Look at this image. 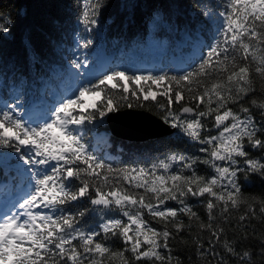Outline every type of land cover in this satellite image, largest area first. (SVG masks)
<instances>
[{
    "label": "snow or ice",
    "instance_id": "obj_1",
    "mask_svg": "<svg viewBox=\"0 0 264 264\" xmlns=\"http://www.w3.org/2000/svg\"><path fill=\"white\" fill-rule=\"evenodd\" d=\"M80 7L79 22L90 32L103 4L81 0ZM219 7L224 10L217 16L202 13L215 26L216 39L206 52L201 48L199 63L190 71L181 75L113 71L73 89L35 119L22 118L15 104L0 109V148L15 151L28 181L19 200L0 206V264H180L169 240L187 227L178 219L180 214L199 221L188 198L203 202L207 210L208 223L199 222V227L210 233V239L197 241L199 255L209 264L212 260L254 264L256 252L242 242L222 239L224 228L214 227V213L219 209L227 220L230 207H240L239 175L256 174L264 180V158L250 156L252 150L264 154V99L253 98L264 95V88L257 93L254 84L256 78L264 81V0H223ZM11 23L0 22V32H9ZM72 64L81 67L75 60ZM153 85L163 91H153ZM115 89H122L118 96ZM158 94L167 101L159 105L163 123L202 145L200 151L208 154L203 163L215 175H198L200 161L183 154H171L150 167H114L89 149L86 125L103 123L121 105L132 108L133 99L156 101ZM246 98L250 107L244 106ZM174 102L180 104L179 112L172 110ZM208 118L219 131L202 136ZM85 199L94 206L92 213H102L97 226L88 230L78 225L89 209L73 212L65 207ZM169 201L182 207L168 206ZM260 203L264 215V200ZM146 214L163 228L152 227ZM255 215L249 206L239 220ZM110 238L121 240L123 249L108 246ZM259 255L264 257V240Z\"/></svg>",
    "mask_w": 264,
    "mask_h": 264
},
{
    "label": "trees",
    "instance_id": "obj_2",
    "mask_svg": "<svg viewBox=\"0 0 264 264\" xmlns=\"http://www.w3.org/2000/svg\"><path fill=\"white\" fill-rule=\"evenodd\" d=\"M80 3L81 0H0V22H12L7 25L9 32H0V109L15 104L22 118L35 119L62 97L70 95L73 89L88 81L95 82L113 71H124L128 75H181L199 63L201 48L206 52L207 46L216 39L215 26L202 13L217 16L224 10L219 7L223 0H101L103 7L98 22L88 32L79 22ZM88 40L92 43L84 47ZM102 56H105L103 65ZM73 60L81 64L79 69L72 64ZM134 63L138 66H133ZM144 84L140 82V86ZM254 84L260 93L264 81L256 78ZM129 87L131 91L132 82ZM112 91L118 96L122 89ZM153 91L159 93L163 88L157 89L153 85ZM140 95L142 97L143 93ZM253 98L264 99V95L257 94ZM166 102V97L158 94L156 101L133 99L134 106L130 109L145 110L162 118L164 110L159 105ZM243 103L250 107L247 98ZM229 107L238 111L236 105ZM125 109L129 108L124 105L119 108ZM179 109L180 104L174 102L172 110L179 112ZM252 111L257 112L256 109ZM109 114L103 123L98 120L95 125L85 126V142L94 154L113 163L114 167H150L171 154H183L200 161L196 166L198 175L205 178L215 175L214 169L203 163L208 154L200 151L202 145L182 134L177 135L178 129L154 139H120L112 133ZM205 127L202 136L216 135L219 131L213 127L211 118L205 121ZM16 156L13 149L0 148V206H10L19 200L28 183L19 168L22 162ZM250 156L264 158V154L255 150ZM175 170L177 165L173 166ZM185 174L189 173L186 171ZM238 179L243 201L239 208L230 207L227 220L221 218L217 209L214 227L224 228L222 239L242 242L244 247L256 252L254 264H264V257L259 255L260 242L264 240V215L259 212L260 202L264 200V180L256 174H241ZM186 203L199 221L179 215L178 219L187 227L178 237L169 240L172 254L180 264H209L197 250V241L210 239V233L199 227V222L208 223L207 210L204 203L196 202L195 198H188ZM168 206L182 207L174 201H169ZM249 206L256 215L241 222L239 217L248 214ZM65 207L73 212L89 209L78 225L84 230L94 228L100 222L102 213H92L94 206L86 199ZM112 215L119 214L113 212ZM144 219L157 230L163 228L147 214ZM168 228L175 231L171 225ZM106 244L115 251L124 247L117 238L108 239ZM217 250H220L219 246ZM211 264H216L215 260ZM228 264H234V260H229Z\"/></svg>",
    "mask_w": 264,
    "mask_h": 264
},
{
    "label": "water",
    "instance_id": "obj_3",
    "mask_svg": "<svg viewBox=\"0 0 264 264\" xmlns=\"http://www.w3.org/2000/svg\"><path fill=\"white\" fill-rule=\"evenodd\" d=\"M142 114V116H140ZM130 118L148 120V126H139L133 123ZM127 119V120H126ZM108 122L115 137L125 140H148L165 135L172 134L176 129H172L167 124H164L162 118L145 110L125 109L112 112L108 116ZM121 123L123 126L121 127ZM156 124L157 130H152Z\"/></svg>",
    "mask_w": 264,
    "mask_h": 264
},
{
    "label": "bare ground",
    "instance_id": "obj_4",
    "mask_svg": "<svg viewBox=\"0 0 264 264\" xmlns=\"http://www.w3.org/2000/svg\"><path fill=\"white\" fill-rule=\"evenodd\" d=\"M128 119H129V120H132L133 123L136 124V125H139V126L142 125V126H144V128H145V126H148V124H150L149 121L146 120V119H145V120H141V119H138V118L135 119L134 117H133V118H131V117L129 118V117H128ZM126 120H127V119H126ZM120 126L122 127L123 124L121 123ZM152 130H155V131L157 130V128H156V124H155L154 128H152Z\"/></svg>",
    "mask_w": 264,
    "mask_h": 264
},
{
    "label": "rangeland",
    "instance_id": "obj_5",
    "mask_svg": "<svg viewBox=\"0 0 264 264\" xmlns=\"http://www.w3.org/2000/svg\"><path fill=\"white\" fill-rule=\"evenodd\" d=\"M104 61H105V56H102V57H101V64H102V65H103ZM70 83H71V82H70ZM140 116H142V114H141Z\"/></svg>",
    "mask_w": 264,
    "mask_h": 264
}]
</instances>
